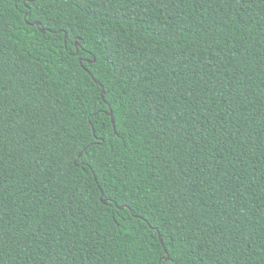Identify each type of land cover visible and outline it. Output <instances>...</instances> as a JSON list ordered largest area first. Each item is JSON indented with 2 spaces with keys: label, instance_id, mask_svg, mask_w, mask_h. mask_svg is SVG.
Segmentation results:
<instances>
[{
  "label": "trees",
  "instance_id": "1",
  "mask_svg": "<svg viewBox=\"0 0 264 264\" xmlns=\"http://www.w3.org/2000/svg\"><path fill=\"white\" fill-rule=\"evenodd\" d=\"M0 264H264V0H0Z\"/></svg>",
  "mask_w": 264,
  "mask_h": 264
},
{
  "label": "water",
  "instance_id": "2",
  "mask_svg": "<svg viewBox=\"0 0 264 264\" xmlns=\"http://www.w3.org/2000/svg\"><path fill=\"white\" fill-rule=\"evenodd\" d=\"M38 25H40V23H38ZM77 44H78V43H77ZM104 93H105V91L103 90V91H102V97H103V98H104ZM110 114L113 116V112H112V111L110 112ZM112 122H113L114 128H116V127H115V119H114V117H112ZM160 238H161V236H160ZM161 241H162V238H161ZM166 253L169 254L167 251H166ZM167 258L169 259V255H168Z\"/></svg>",
  "mask_w": 264,
  "mask_h": 264
}]
</instances>
